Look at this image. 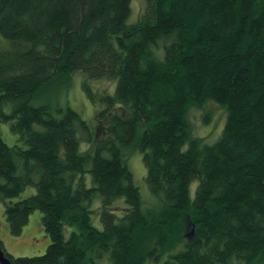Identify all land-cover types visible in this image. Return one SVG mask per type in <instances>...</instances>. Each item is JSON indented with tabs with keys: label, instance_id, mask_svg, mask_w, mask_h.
I'll return each instance as SVG.
<instances>
[{
	"label": "trees",
	"instance_id": "16d2710c",
	"mask_svg": "<svg viewBox=\"0 0 264 264\" xmlns=\"http://www.w3.org/2000/svg\"><path fill=\"white\" fill-rule=\"evenodd\" d=\"M144 1L129 23L132 0H0V123L26 146L0 132V204L12 236L41 211L51 240L19 258L0 240L12 264H264V0ZM77 72L99 107L93 132L70 107L32 103ZM208 102L227 113L213 145L188 121ZM128 147L142 154L151 207Z\"/></svg>",
	"mask_w": 264,
	"mask_h": 264
},
{
	"label": "rangeland",
	"instance_id": "374dc122",
	"mask_svg": "<svg viewBox=\"0 0 264 264\" xmlns=\"http://www.w3.org/2000/svg\"><path fill=\"white\" fill-rule=\"evenodd\" d=\"M131 15L129 23L137 21L145 11L146 2L144 0H132ZM86 77L83 73L77 72L68 77H61L48 85L32 102L34 106H50L55 114L58 108L67 107L77 111L90 126L91 131H95L98 127L97 114L98 106H94L86 97L83 90V83ZM91 86L98 93L105 89L114 93L116 82L114 84L109 81H91ZM7 113H11V105L5 107ZM207 118H209L207 120ZM227 120L225 108L214 102H208L204 108L193 109L188 116V121L192 126L194 134L204 139L205 144L213 145L222 135ZM208 121V122H207ZM0 132L6 143L10 146L20 145L26 146L19 141L17 134L13 133L11 123H0ZM95 133V132H94ZM91 148V144L83 143L81 151L85 152ZM126 164L131 170L135 184L138 186L143 206L151 207L157 202V198L150 192L147 183V169L142 159V154L134 147L124 149ZM87 185L92 186V178L90 174L86 175ZM197 183L192 186V194H194ZM36 193L35 187H29L13 202L26 199ZM101 205L99 196L96 198L95 208ZM115 207L123 210L127 207L123 199L119 200ZM0 240L3 243L4 250L7 254L14 258L33 257L45 254L48 246L51 244L50 237L44 230L43 213L41 211L33 212L29 217L28 224L24 227L20 236H12L9 231L8 222L5 215V205L0 204ZM94 225L101 229L102 225L98 217H94ZM73 228L68 229V233ZM68 235V234H67ZM166 259L162 260V264ZM96 264H110L108 257L98 259ZM146 264H156L147 262Z\"/></svg>",
	"mask_w": 264,
	"mask_h": 264
},
{
	"label": "water",
	"instance_id": "95a60500",
	"mask_svg": "<svg viewBox=\"0 0 264 264\" xmlns=\"http://www.w3.org/2000/svg\"><path fill=\"white\" fill-rule=\"evenodd\" d=\"M0 227H1V221H0ZM0 264H12L10 259L6 256L3 249L0 247Z\"/></svg>",
	"mask_w": 264,
	"mask_h": 264
}]
</instances>
